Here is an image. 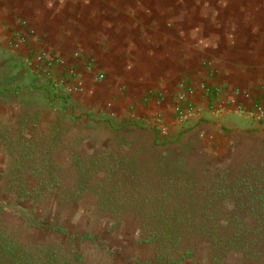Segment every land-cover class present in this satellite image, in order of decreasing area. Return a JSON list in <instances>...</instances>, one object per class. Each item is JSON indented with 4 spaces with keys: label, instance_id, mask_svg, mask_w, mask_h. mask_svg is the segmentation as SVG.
Wrapping results in <instances>:
<instances>
[{
    "label": "rangeland",
    "instance_id": "obj_1",
    "mask_svg": "<svg viewBox=\"0 0 264 264\" xmlns=\"http://www.w3.org/2000/svg\"><path fill=\"white\" fill-rule=\"evenodd\" d=\"M29 48L26 38L18 40L13 52L0 48V91H4L0 94V204L8 206L1 215L0 227H6L22 242L64 241L62 237L36 230L25 222L48 216L53 223L64 222L72 232H89L98 237L99 246L92 242L81 246L87 264H141L155 254L153 245L138 242L140 229L153 226L141 216L156 210L153 199L164 190L168 196L175 194V188L185 190L192 185L210 195L216 190L226 200L220 208L225 217L234 215V203L227 201L233 195L230 185L234 181L231 179L255 169L263 174L262 179L256 177L258 181L264 182L263 127H250L247 123L243 127L246 129L224 131L215 125H203L183 136L189 123L172 131L177 125L159 113L154 119L143 120L152 128L162 126L167 129L165 135L160 133L159 142H155L153 133L129 123L142 118L135 115L120 117L113 114L109 106L97 114L93 106H84L69 95L68 105H73L76 110L75 117L73 109L65 107L60 98L51 101L43 88L34 85V81L48 77L45 64L39 61L40 56L29 57ZM56 74L59 78L63 75ZM55 94L67 93L62 89L57 92L55 88ZM79 107H86L91 116L78 117ZM195 115L192 116L197 117ZM238 115L254 122L251 116ZM184 122H189V118ZM23 131L25 134L21 133ZM31 132L33 137L21 144V134L27 136ZM164 141L168 144H162ZM38 160L60 165V175L64 173L67 180L79 178L78 172L83 170L87 182L96 176L104 183L93 186L92 181L86 196L77 205H59L54 199H58L57 194L52 193L53 200L46 209L33 211L30 203L11 197L7 184L50 177L32 173L31 166ZM73 161L78 162L76 169L70 167ZM165 162L174 166V172H179V182L174 181L172 174L165 173ZM20 166L24 167L23 171ZM238 182L236 193L241 195L247 188L244 186L246 181ZM99 192L114 201V205L99 204L95 200ZM112 213L123 215L116 227L118 221L114 222ZM260 226L256 224L253 228ZM200 259L202 257L189 264H205ZM241 262L242 257L232 253L226 264ZM245 262L259 263L253 259Z\"/></svg>",
    "mask_w": 264,
    "mask_h": 264
},
{
    "label": "crops",
    "instance_id": "obj_2",
    "mask_svg": "<svg viewBox=\"0 0 264 264\" xmlns=\"http://www.w3.org/2000/svg\"><path fill=\"white\" fill-rule=\"evenodd\" d=\"M25 38L29 57L75 69L71 96L97 114L162 113L172 131L190 124L183 136L203 125L264 128L237 111L264 89V0H0V48L13 52ZM179 104L194 113L180 118Z\"/></svg>",
    "mask_w": 264,
    "mask_h": 264
},
{
    "label": "trees",
    "instance_id": "obj_3",
    "mask_svg": "<svg viewBox=\"0 0 264 264\" xmlns=\"http://www.w3.org/2000/svg\"><path fill=\"white\" fill-rule=\"evenodd\" d=\"M54 83V78L34 81L35 86L47 92L49 100L60 98L65 107L73 109L72 115L77 117L73 105H68L70 96L55 94ZM3 92L0 91V94ZM78 110L81 112L78 117L91 116V113L86 111V107H79ZM107 120L113 122L111 119ZM130 124L142 129L152 128L144 121L132 120ZM152 129L157 133L155 141L158 142L160 129ZM21 133L25 134L24 131ZM22 134L20 143L26 144L25 139H31L34 133L31 132L27 136ZM162 144H167V141ZM87 161L86 166H88ZM76 164L78 162L73 161L70 167L76 169ZM20 167L19 169L23 171L24 167ZM31 167L34 175L46 174L50 177L10 182L7 184V189L15 201L23 200L30 203L33 211L46 209L53 200L52 193L57 194L58 199L53 197L59 205L65 207L77 205L86 196L92 181L93 186L95 184L102 186L104 183L103 179L96 176L90 183L87 182V175L83 170L78 172L79 178L67 180L64 173L60 175L61 166L57 163L47 161L42 163L38 160ZM173 170L172 164L164 163L165 173L172 174L176 179L174 181L179 182L178 179L181 178L179 172ZM251 171L252 173L246 172L247 174L244 173L239 178L235 176L231 179L234 181L230 185L233 195H230L227 201H233L234 215L225 217L221 215L220 208L226 200H223L225 198L222 199L218 192H215L216 190L210 195L193 185L185 190L175 188L173 196H168L167 190H164L163 194L153 199L152 204L156 210L141 216L142 220L151 222L153 226L149 227L150 229H140L141 238L138 242L153 245L155 254L141 264H189L199 261V257H202L200 260L205 264H226L232 253L242 257V264H246L245 260L248 259L259 261L248 264H264V182L256 178L260 176L262 179L263 174L260 175L255 169ZM238 180L246 181L244 186L247 188L241 195L236 193ZM97 195L95 200L99 204L114 205L115 202L106 199L102 192ZM7 207L6 203L0 204V219ZM122 217L123 215H112L114 222L118 221L115 227L120 224ZM25 222L36 230L51 232L55 236L62 237L64 241L24 243L6 227H0V264H87L85 255L81 251L82 244L92 242L98 245L96 235L89 232H72L64 222L53 223L48 216L34 217ZM256 224L261 225L260 228L254 229ZM257 234L259 236H256Z\"/></svg>",
    "mask_w": 264,
    "mask_h": 264
},
{
    "label": "built area",
    "instance_id": "obj_4",
    "mask_svg": "<svg viewBox=\"0 0 264 264\" xmlns=\"http://www.w3.org/2000/svg\"><path fill=\"white\" fill-rule=\"evenodd\" d=\"M39 61H42L44 65V71L46 73V76L48 78H54L55 79V88L57 92L59 89H62L64 92H66L68 95H71L72 91L75 90V88L79 87L81 85L80 82L76 81L77 74L74 68H70L67 71H63L61 68L65 66V61L61 59L60 57H47L44 55H40ZM83 64H85L86 68H90V62L85 61ZM56 73H62V77H58ZM97 77L99 79H103V74H98ZM249 96V95H247ZM187 112L183 113L181 105H177V112L180 113V118H182L184 115H189L194 113L195 107L192 105L187 106ZM240 113H247L252 115L253 117H256L260 121H264V89H262L261 94L259 96L258 103L249 111H247L244 107H238L237 109ZM163 135L167 133V130L165 127H158Z\"/></svg>",
    "mask_w": 264,
    "mask_h": 264
}]
</instances>
